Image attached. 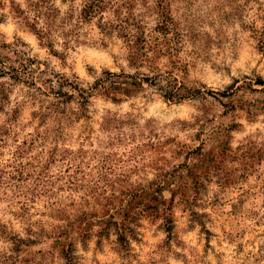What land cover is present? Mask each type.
Segmentation results:
<instances>
[{"label": "rangeland", "instance_id": "374dc122", "mask_svg": "<svg viewBox=\"0 0 264 264\" xmlns=\"http://www.w3.org/2000/svg\"><path fill=\"white\" fill-rule=\"evenodd\" d=\"M258 80L264 0H0V264H264Z\"/></svg>", "mask_w": 264, "mask_h": 264}, {"label": "trees", "instance_id": "16d2710c", "mask_svg": "<svg viewBox=\"0 0 264 264\" xmlns=\"http://www.w3.org/2000/svg\"><path fill=\"white\" fill-rule=\"evenodd\" d=\"M91 8H90V10L88 11V10H86L85 12H86V15H88V13H92L93 12V6H90ZM100 7V6H99ZM256 84L257 85H264V82L263 81H261V80H258L257 82H256ZM251 85V84H250ZM177 89H179V88H176V91H174V93L175 92H177L178 90ZM230 89H232V91H233V88H230ZM255 91H258V90H255ZM264 91V90H263ZM234 92V91H233ZM233 92H231V93H233ZM167 93V95L169 94V92H166ZM47 95V94H46ZM55 95H59V96H56L57 97V99H59V102L60 103H62V104H66V103H68V101H69V98H67L66 96H63V95H67V94H55ZM82 97L84 98V99H86V97H85V95H84V91H82ZM192 95V94H191ZM224 95H226V94H224ZM230 95V94H229ZM20 242V241H19Z\"/></svg>", "mask_w": 264, "mask_h": 264}]
</instances>
